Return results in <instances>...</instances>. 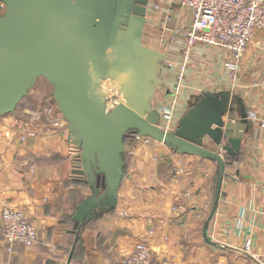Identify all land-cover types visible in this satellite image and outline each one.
Segmentation results:
<instances>
[{
	"label": "crops",
	"instance_id": "obj_1",
	"mask_svg": "<svg viewBox=\"0 0 264 264\" xmlns=\"http://www.w3.org/2000/svg\"><path fill=\"white\" fill-rule=\"evenodd\" d=\"M174 2L179 5V0ZM171 11L164 24L190 23L188 10L181 25L171 22ZM147 24L146 16L143 44L165 55L152 81L154 108L173 105L179 123L205 94L225 95L224 136L240 139V150L228 156L210 138L203 140L225 159L221 184L216 160L178 153L161 142L146 145L126 138L125 175L116 206L94 209L76 234L75 212L91 190L73 175L63 125L56 127L53 117H46L30 128L32 109L53 106L54 117H61L52 92L30 90L28 103L0 118V234L2 210L11 206L23 210L36 227L40 244L17 245L7 252L0 235V264H121L140 242L149 245L153 259L175 264H261L264 88L255 83L264 70V30L249 42L235 76L229 68L235 59L222 51L216 54L214 70L200 77L198 66L189 62L190 53L186 59L185 39L174 38L179 45L170 50L146 45ZM207 48L196 44L190 51L193 61L201 52L209 56ZM30 129L34 135L23 140ZM248 240L251 251L245 250Z\"/></svg>",
	"mask_w": 264,
	"mask_h": 264
},
{
	"label": "water",
	"instance_id": "obj_2",
	"mask_svg": "<svg viewBox=\"0 0 264 264\" xmlns=\"http://www.w3.org/2000/svg\"><path fill=\"white\" fill-rule=\"evenodd\" d=\"M1 2L0 118L16 111L39 78L52 85L69 136L81 151L82 165L74 174L91 190L75 212L76 234L94 209L116 206L125 175V141L132 133L178 153L216 160L221 184L225 159L203 140L210 138L228 156L240 150V139L224 136L225 95L205 94L173 132L160 127V112L150 102L157 63L165 58L143 44L150 0ZM105 77L115 78L127 98L110 110L101 89Z\"/></svg>",
	"mask_w": 264,
	"mask_h": 264
},
{
	"label": "built area",
	"instance_id": "obj_3",
	"mask_svg": "<svg viewBox=\"0 0 264 264\" xmlns=\"http://www.w3.org/2000/svg\"><path fill=\"white\" fill-rule=\"evenodd\" d=\"M172 2L175 0H171ZM179 5L190 12V23L182 28H175L174 34L185 39L186 59L191 49L196 44H203L210 48L222 50L231 55L235 61L229 68L232 76L236 75L239 60L245 53L249 42L255 33L264 30V0H179ZM1 7H5L1 2ZM183 75H180V78ZM264 88V70L261 77L255 83ZM108 110L111 108L107 100ZM161 120L160 127L173 132L178 123L175 120L174 106H162L159 109ZM55 108L45 106L32 109L28 112L30 128L46 117H53V125L60 127L68 136L69 155L74 172L81 168V151L72 141L69 134L68 123L64 116L54 117ZM65 119V121H64ZM161 122V121H160ZM264 126V124H263ZM34 135L27 132L22 139ZM127 138L143 144L158 142L151 137L139 134H130ZM182 172V169H179ZM1 238L5 243L7 252H12L17 245L36 246L40 244V238L36 227L29 221L23 210L5 206L2 210ZM252 244L248 240L245 250L251 251ZM121 264H175L170 260H155L151 256V250L147 243L136 244L134 250L122 260ZM264 264V259L261 261Z\"/></svg>",
	"mask_w": 264,
	"mask_h": 264
},
{
	"label": "rangeland",
	"instance_id": "obj_4",
	"mask_svg": "<svg viewBox=\"0 0 264 264\" xmlns=\"http://www.w3.org/2000/svg\"><path fill=\"white\" fill-rule=\"evenodd\" d=\"M169 9H172V20L171 22L175 25H181L184 23L183 19H187L188 11L186 8L181 7L174 1L171 0H152V2L149 4V11H148V24L146 27V33L144 36V43L146 45H152L155 48H159L162 51L163 50H170L171 48L175 47L176 40L174 38H177L178 35L174 34L175 28H182L184 26H170L169 23H166L165 21L167 14H170L168 12ZM5 11V7L1 10V13ZM179 44H176V46ZM210 50L209 56H206V53L201 52L199 57V60L193 61L192 57V51L190 52L189 58L191 61H189L191 64H194L195 66H198L197 74L200 77H203V74H210L212 70H214V60L216 59V54L223 55L222 50L216 49V48H207ZM224 52V51H223ZM184 53V50L182 51ZM203 53V54H202ZM207 53V54H208ZM205 54V55H204ZM211 55V56H210ZM209 60V61H208ZM163 63V61H160ZM102 83L106 84L108 86V82L103 79ZM41 89L44 92L45 95L51 94L53 91L52 85L44 78H39L35 84V86L31 90ZM109 88V87H108ZM108 97V103L110 107L119 104V96L117 94H112V91L109 89L108 94L106 95ZM30 98V91L29 93L21 100V102L18 104L16 110H19L23 106V104H26L29 102ZM110 108V109H111ZM36 109V108H35ZM109 109V110H110ZM7 116V115H5Z\"/></svg>",
	"mask_w": 264,
	"mask_h": 264
},
{
	"label": "bare ground",
	"instance_id": "obj_5",
	"mask_svg": "<svg viewBox=\"0 0 264 264\" xmlns=\"http://www.w3.org/2000/svg\"><path fill=\"white\" fill-rule=\"evenodd\" d=\"M104 80L108 82V86H106V84L104 83H101V89L103 90V92L107 95L110 89L113 95L117 94L119 96L118 98L120 100V103H125L127 101V98L124 93L120 91L118 83L115 81V78L105 77Z\"/></svg>",
	"mask_w": 264,
	"mask_h": 264
},
{
	"label": "trees",
	"instance_id": "obj_6",
	"mask_svg": "<svg viewBox=\"0 0 264 264\" xmlns=\"http://www.w3.org/2000/svg\"><path fill=\"white\" fill-rule=\"evenodd\" d=\"M124 161H125V163H126V158H125V154H124Z\"/></svg>",
	"mask_w": 264,
	"mask_h": 264
}]
</instances>
